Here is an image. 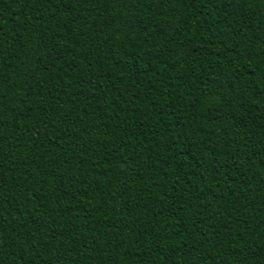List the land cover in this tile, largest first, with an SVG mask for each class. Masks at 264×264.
<instances>
[{
  "label": "trees",
  "instance_id": "1",
  "mask_svg": "<svg viewBox=\"0 0 264 264\" xmlns=\"http://www.w3.org/2000/svg\"><path fill=\"white\" fill-rule=\"evenodd\" d=\"M0 264H264V0H0Z\"/></svg>",
  "mask_w": 264,
  "mask_h": 264
}]
</instances>
